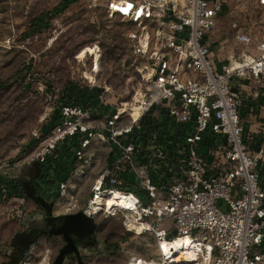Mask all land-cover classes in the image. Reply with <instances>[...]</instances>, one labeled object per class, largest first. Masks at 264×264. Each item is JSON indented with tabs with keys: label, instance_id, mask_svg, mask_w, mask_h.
Returning a JSON list of instances; mask_svg holds the SVG:
<instances>
[{
	"label": "built area",
	"instance_id": "obj_1",
	"mask_svg": "<svg viewBox=\"0 0 264 264\" xmlns=\"http://www.w3.org/2000/svg\"><path fill=\"white\" fill-rule=\"evenodd\" d=\"M225 1L106 0L108 14L139 27L127 37L146 57L147 89L107 113L100 126L87 103L63 104L22 161L54 177L57 197L72 198L69 179L56 177V154L66 153L75 170L90 168L94 147L107 144L82 211L94 219L119 217L125 231L150 235L156 250L130 254L123 264L135 256L170 264L171 243L185 235L203 243L207 264H264L260 157L247 146L241 97L231 87L235 78L264 83V33L256 38L233 20L239 48L216 63L211 34ZM257 3L264 7V0Z\"/></svg>",
	"mask_w": 264,
	"mask_h": 264
},
{
	"label": "rangeland",
	"instance_id": "obj_2",
	"mask_svg": "<svg viewBox=\"0 0 264 264\" xmlns=\"http://www.w3.org/2000/svg\"><path fill=\"white\" fill-rule=\"evenodd\" d=\"M105 3L0 0V83L4 84L0 87V176L16 180L26 195L4 198L6 188L2 187L0 264H123L130 254L156 253L150 235L125 231L116 216L95 218L92 234H70L79 256L68 252L59 262L56 258L66 242L63 235L36 234L34 230L45 228L47 216L58 224L69 213L85 207L91 180L108 153L107 144H99L93 168L76 170L64 153L57 162L56 177L66 174L72 198L54 197V177L51 182L45 169L39 172L40 167L22 161L36 148L59 108L67 101L83 99L92 107L106 89L100 104L112 109L133 101L147 89L146 57L135 53L133 41L127 37L139 27L108 14ZM233 20L260 38L264 7L257 0L225 1L211 34L216 62L239 48L230 28ZM90 48L98 51H85ZM260 152L264 153V143Z\"/></svg>",
	"mask_w": 264,
	"mask_h": 264
},
{
	"label": "crops",
	"instance_id": "obj_3",
	"mask_svg": "<svg viewBox=\"0 0 264 264\" xmlns=\"http://www.w3.org/2000/svg\"><path fill=\"white\" fill-rule=\"evenodd\" d=\"M231 87L241 97L238 113L242 121L243 135L246 139L248 148L260 157L258 171L261 181L264 182V153L260 152L264 143V83L253 78H235L231 82ZM97 102L98 103L92 105L90 108L92 110L94 124L100 126L106 114L111 112L114 108L109 109L107 106L103 107L102 104H100L101 101L98 99ZM97 147L98 145L94 147L95 156L90 168H93L97 160ZM63 157V154L60 152L56 154V159H54L53 162L61 161ZM105 160L106 159H104L102 167L97 175L103 169ZM36 228L39 229V227Z\"/></svg>",
	"mask_w": 264,
	"mask_h": 264
},
{
	"label": "water",
	"instance_id": "obj_4",
	"mask_svg": "<svg viewBox=\"0 0 264 264\" xmlns=\"http://www.w3.org/2000/svg\"><path fill=\"white\" fill-rule=\"evenodd\" d=\"M33 165H37L36 163ZM38 166V165H37ZM39 167V166H38ZM47 222L44 229H37L35 228L36 234L38 233H56L62 234L64 239L69 243L70 234L74 232H84L87 234H92L95 230L96 223L94 218L85 214L84 211L79 210L74 213H69L66 215L63 220L60 221L58 224L54 223L51 219V216H47ZM68 244L64 245V247L60 250L58 257L56 258V262L62 260L64 255L68 252H75L78 254V250L76 246L73 249L67 247Z\"/></svg>",
	"mask_w": 264,
	"mask_h": 264
},
{
	"label": "bare ground",
	"instance_id": "obj_5",
	"mask_svg": "<svg viewBox=\"0 0 264 264\" xmlns=\"http://www.w3.org/2000/svg\"><path fill=\"white\" fill-rule=\"evenodd\" d=\"M85 51L90 52L91 54H96L98 50L96 48H90ZM195 242L196 241L192 240L188 235L181 236L178 239H174V241L171 243V247L173 249V252L176 254L172 256L170 264H199L200 260L202 261V263L207 264L209 256L208 253L203 252L201 255L203 243L199 242L196 245ZM130 264L159 263H143L141 257L135 256Z\"/></svg>",
	"mask_w": 264,
	"mask_h": 264
},
{
	"label": "trees",
	"instance_id": "obj_6",
	"mask_svg": "<svg viewBox=\"0 0 264 264\" xmlns=\"http://www.w3.org/2000/svg\"><path fill=\"white\" fill-rule=\"evenodd\" d=\"M57 12V11H56ZM39 17H37V19H38ZM35 21H36V19H35ZM34 21V22H35ZM36 25V24H35ZM4 86V84L3 83H0V87H3ZM81 101H83V102H85L86 103V101L83 99V100H81ZM69 101H67L66 103H68ZM57 119H58V114L56 115V117H54V120H53V122L52 123H54V122H56L57 121ZM52 125V124H51ZM50 125V126H51ZM57 169H58V167H57ZM58 171V170H57ZM57 174V173H56ZM62 178H66V174H65V176H63ZM0 187H4V188H6L5 189V195H4V198H7V197H9V196H14V197H19V198H25V196L26 195H23L22 193H21V191H20V187H19V184H17V182H16V180H14V179H6V178H2L1 176H0ZM49 187V186H48ZM51 187H49V189H50ZM54 192V191H53ZM53 195H54V197H56V193L54 192L53 193ZM2 198H3V193H2V191H1V188H0V200H2Z\"/></svg>",
	"mask_w": 264,
	"mask_h": 264
},
{
	"label": "flooded vegetation",
	"instance_id": "obj_7",
	"mask_svg": "<svg viewBox=\"0 0 264 264\" xmlns=\"http://www.w3.org/2000/svg\"><path fill=\"white\" fill-rule=\"evenodd\" d=\"M70 240H71V239H70ZM65 241H66V240H65ZM66 244H68L67 247H68V248H71V249H73L74 246H75V245L73 244V241H72V240H71L69 243L66 241V242H65V245H66ZM75 256L78 257L79 254L75 253Z\"/></svg>",
	"mask_w": 264,
	"mask_h": 264
}]
</instances>
